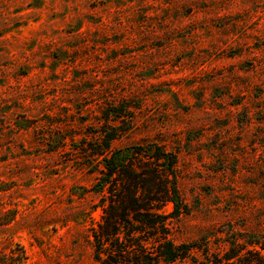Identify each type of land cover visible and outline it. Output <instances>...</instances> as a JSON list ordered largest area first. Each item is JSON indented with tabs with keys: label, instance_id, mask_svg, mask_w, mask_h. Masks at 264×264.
Here are the masks:
<instances>
[{
	"label": "rangeland",
	"instance_id": "374dc122",
	"mask_svg": "<svg viewBox=\"0 0 264 264\" xmlns=\"http://www.w3.org/2000/svg\"><path fill=\"white\" fill-rule=\"evenodd\" d=\"M116 128L177 155V243L264 240V0H0V264H97Z\"/></svg>",
	"mask_w": 264,
	"mask_h": 264
},
{
	"label": "trees",
	"instance_id": "16d2710c",
	"mask_svg": "<svg viewBox=\"0 0 264 264\" xmlns=\"http://www.w3.org/2000/svg\"><path fill=\"white\" fill-rule=\"evenodd\" d=\"M121 136L116 128L89 143L87 150V157L97 161L90 173L99 172L93 189L103 211L92 228L97 264H264V240L242 243L231 226L177 243L170 216L161 212L168 203L174 204L176 217L188 209L179 189L177 155L157 143L114 149Z\"/></svg>",
	"mask_w": 264,
	"mask_h": 264
}]
</instances>
